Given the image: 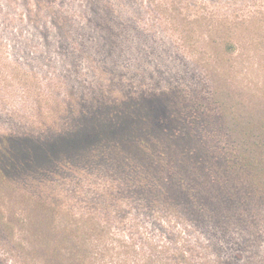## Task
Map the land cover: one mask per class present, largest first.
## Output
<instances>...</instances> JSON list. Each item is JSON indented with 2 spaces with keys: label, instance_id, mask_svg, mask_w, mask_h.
<instances>
[{
  "label": "rangeland",
  "instance_id": "rangeland-1",
  "mask_svg": "<svg viewBox=\"0 0 264 264\" xmlns=\"http://www.w3.org/2000/svg\"><path fill=\"white\" fill-rule=\"evenodd\" d=\"M160 93L176 118L204 111L200 140L122 136L0 174V264H264L260 194L227 170L261 144L236 123L264 124V0H0V150L58 147Z\"/></svg>",
  "mask_w": 264,
  "mask_h": 264
},
{
  "label": "trees",
  "instance_id": "trees-1",
  "mask_svg": "<svg viewBox=\"0 0 264 264\" xmlns=\"http://www.w3.org/2000/svg\"><path fill=\"white\" fill-rule=\"evenodd\" d=\"M44 8L45 6L41 5L39 10H35L34 12L31 11V14L34 15V18H40L41 11ZM233 47H236L234 42L231 41L227 44V49ZM149 97L148 100L147 97H142L143 101L140 99L134 100L135 98H131L128 101H122L121 104L123 105V108L120 112L113 114L115 115V118L110 123H96L92 127H88L85 132H78L75 138H64V141L58 147L56 145H49L47 148H44L41 145V142H34L37 146H33V144L29 145V142H32L31 139L17 138L15 144H13L14 148L10 147L11 150L7 149L6 151L5 149L3 151L0 150V165L4 166V168H0V174L4 177L8 173H11V175H20L24 172L29 173L32 169H37L41 164L47 163L51 157L60 153L59 151L65 146H68L71 151L88 147L93 149L103 146L106 142L114 140L118 141L122 136L129 140L135 139V141H140L141 139H144L143 141H145L147 138H158L160 136L167 140V136H169L171 142H176L175 147H179L178 151H181V146L191 138L197 137V140H200V138L196 136L195 131L204 127V125H200V121L197 119L199 112H204L201 108L198 109V113H196L195 110H190L189 114L192 115L191 117L183 114L181 118H176V116H172L170 113L171 107L166 108L162 106L164 105L162 100L167 99L165 93ZM205 114L207 113L205 112ZM236 125L238 127L251 128V137L247 136L249 132H245L246 136H242V139H261V144L260 142H254V146L251 144L246 145V141H244L243 145L237 146L238 140L236 139L235 144L237 143V148L233 144L236 156L230 161L229 169H227L233 173H237L233 170L238 169L245 178L252 175L256 191L260 194L255 196V202L257 203L255 210H258L261 209L260 207H264V204H262V202L264 203V124L250 120L245 121L243 125L242 123H236ZM218 126L222 128L220 124ZM256 129L262 130L263 132L256 134ZM179 143L180 146H178ZM204 145H207V143L205 142ZM212 145L213 143L211 146ZM190 156H192V158L187 157V162L190 160L195 161L196 159H201V161L206 158L207 160L209 159V153L205 152L203 147L200 146L199 150L193 151ZM217 160L218 159H212L211 163L213 164ZM182 162H184V160ZM170 172L172 173V171ZM260 220L264 222L263 218H260ZM130 252V257H134L132 249ZM24 261L23 264H31V260L25 259ZM71 262L72 263L70 264H75L76 261ZM41 264L49 263L44 262ZM133 264H136V262L134 261ZM149 264L152 263L149 262Z\"/></svg>",
  "mask_w": 264,
  "mask_h": 264
}]
</instances>
